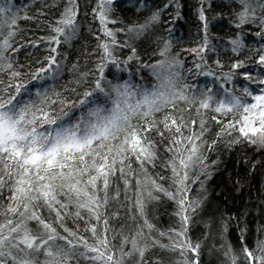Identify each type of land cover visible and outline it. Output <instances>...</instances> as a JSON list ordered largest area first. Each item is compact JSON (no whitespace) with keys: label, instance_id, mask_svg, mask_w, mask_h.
<instances>
[{"label":"snow or ice","instance_id":"6c2138e0","mask_svg":"<svg viewBox=\"0 0 264 264\" xmlns=\"http://www.w3.org/2000/svg\"><path fill=\"white\" fill-rule=\"evenodd\" d=\"M124 3L136 20L117 15L119 0H42L35 16L0 0V264H202L211 224L203 239L191 233L218 164L210 156L264 149V0H199L202 40L182 50L191 67L163 26L165 14L180 18L179 0ZM217 8L229 32L213 43ZM89 15L94 62L69 67L61 46ZM21 20L44 34L21 42ZM146 38L147 60L132 43ZM163 202L167 228L153 223ZM236 227L238 247L222 220L221 264H264V227L251 245L247 225Z\"/></svg>","mask_w":264,"mask_h":264},{"label":"trees","instance_id":"16d2710c","mask_svg":"<svg viewBox=\"0 0 264 264\" xmlns=\"http://www.w3.org/2000/svg\"><path fill=\"white\" fill-rule=\"evenodd\" d=\"M121 7L124 9L123 14L119 12L118 16L124 19L125 22L136 20L137 17L132 12L127 11L129 5L124 3V0H119ZM157 3L160 0H156ZM182 5L180 10V18L176 19L172 13L165 14L163 17V26L170 27L173 30V39L175 42L174 51L180 52L183 59L187 61V66L191 67L194 57L183 49L194 48L199 45L202 40L203 32L201 30V23L197 17V8L199 7V0H179ZM214 3H220L221 0H213ZM17 8L26 9V13L30 16H35L39 10V5L42 0H14ZM219 9H216L217 19H212V13H209V33L208 38L213 43H218L221 38H226L229 32V25L227 18L230 13L228 9H224V17L219 18ZM25 13L22 12L21 15ZM50 18H54L49 14ZM83 27L80 37L73 41L71 47L61 46V51L65 52L68 57V66L79 61L81 66L87 63L91 66L94 62V57L90 58L88 53L91 52L96 45V41L92 34L88 31V26L92 21L91 15L86 19L81 18ZM39 21H20L21 42H27L29 37L44 34V32L37 27ZM163 35H167L166 32ZM121 39L124 37L121 36ZM140 50L141 54L147 60L145 50L149 52L155 45L150 39H142L139 41H132ZM23 57L21 61L23 62ZM227 63V56L222 57ZM135 73L136 68L133 66L130 69ZM127 78V73L122 74ZM139 76L145 77V82L150 86L152 78L147 72H141ZM139 76L135 77L136 82H139ZM111 78V76L109 77ZM72 79V74L67 69L64 76L59 81L60 85L67 84ZM207 80L204 77H199L197 83L203 85ZM239 86V85H238ZM211 160H218L217 166L212 169V174L205 183V206L204 210L195 217V223L192 226L191 235L196 238L203 239V233L208 231L205 227V222L211 224V236L204 240V247L202 249V264H221L222 257L219 252L212 250V245L217 247L221 244L219 236V229L222 220L228 222L227 233L225 239L230 241L233 245L238 247L237 223L242 226L247 225L248 228V243L251 245L254 242L256 230L258 227H264V149H257L247 144L234 147L232 150H225L223 147L217 153L210 156ZM253 165L255 168L253 169ZM156 171H160L157 169ZM198 185L193 186V196H197ZM157 211L155 213L156 219L153 223L159 228H167L170 223V212L173 205L170 202H163L159 205H154ZM151 215V209H150ZM234 217L238 219L228 218ZM264 235V233H261ZM211 250V251H210ZM167 260L168 254L160 253Z\"/></svg>","mask_w":264,"mask_h":264}]
</instances>
